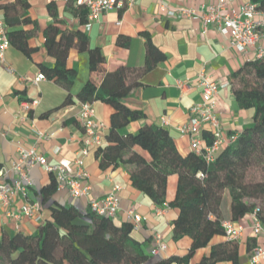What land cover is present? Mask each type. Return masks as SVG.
Here are the masks:
<instances>
[{
	"label": "crops",
	"instance_id": "1",
	"mask_svg": "<svg viewBox=\"0 0 264 264\" xmlns=\"http://www.w3.org/2000/svg\"><path fill=\"white\" fill-rule=\"evenodd\" d=\"M26 1L29 5L26 15L31 22L19 28L35 29L27 41L29 55L25 56L9 46L4 53V61H0V168L6 170L2 180L11 182L15 177L12 164L17 161L19 151L33 149L35 153L45 157L48 164L63 167L69 175L75 173L74 160L80 159L88 174L81 185L88 186L89 191L87 197L73 199L65 190L56 189L42 203L41 219L38 222L24 216L18 221L9 219L5 214L7 210L0 208V240L17 233L35 236L39 225L49 219L50 208L74 206L84 210L88 207L89 199L105 197L118 187V211L110 221L116 227L126 223L129 209L141 216L137 239L142 242L141 250L147 257L142 264H156L170 258L168 264H198L209 254L211 246L224 241V238L215 237L207 246L197 248L188 258L179 260L187 256L191 240L186 236L173 238L172 221L177 212L170 208L158 211L147 196L131 185L129 175L132 166L100 167L96 151L106 143L105 136L112 112L111 107L101 101L93 102L92 106L96 119L104 125L100 131L102 144L89 145L87 154L83 155L86 136L78 119L77 94L88 81L99 86L107 72L120 66L141 69L145 61L147 35L165 58L137 77L139 84L130 91L124 102L138 112L141 118L119 132L126 135L135 133L144 125L162 126L161 119H164L167 125L162 127L168 131L178 152L186 155L190 152L189 137L182 135L178 127L187 122L190 107L200 100V91L193 82L200 71H204L216 83H228L215 96V114L223 133H239L251 124L252 110L238 107L231 92L229 78L245 61L253 58L252 54L235 51L228 38L221 36L210 25L203 27L199 20L166 17L159 8L160 3H163L171 8L199 9L213 4L214 0H135L129 9L101 14L89 30L78 24L73 0ZM246 1L228 0L222 14L237 12L239 6ZM49 4L54 5L53 15L47 10ZM48 25H56L61 30H82L87 36L89 48L98 49L104 58L99 70L91 72L88 52L72 47L66 58V66L75 71L69 88L48 78L33 84L31 81L41 72L40 67L51 68L54 63L43 44L42 33ZM6 66L13 70V74L5 70ZM20 77L26 80H21ZM24 101L38 103L25 110L21 108ZM30 179L32 187L29 199L40 202V192L50 184L52 176L42 166L36 165L31 169ZM175 187L176 176H169L166 202L172 200ZM24 202V198L16 196L8 209L18 211ZM229 206L230 197L225 190L221 203L225 220L230 219ZM233 222L245 228L238 243V264H250V251L261 240L254 237L249 229V215ZM154 233L161 235L165 245V249L157 256L150 255ZM216 264L231 263L220 261ZM259 264H264V257L259 259Z\"/></svg>",
	"mask_w": 264,
	"mask_h": 264
},
{
	"label": "trees",
	"instance_id": "2",
	"mask_svg": "<svg viewBox=\"0 0 264 264\" xmlns=\"http://www.w3.org/2000/svg\"><path fill=\"white\" fill-rule=\"evenodd\" d=\"M249 1L264 12V0ZM28 6L26 0H0L9 46L25 56L29 55L27 41L35 31L19 28L31 22L26 15ZM73 6L78 24L83 27L87 21L86 10L76 5L75 0ZM47 10L53 15L54 5L49 4ZM42 35L46 53L54 63L51 68L41 66L40 73L64 88H69L75 77V71L66 66L70 48L88 52L91 72L99 70L104 62L98 49L89 48L87 36L80 29L69 31L48 25ZM145 37V61L141 69L120 66L107 72L99 86L88 81L77 94L80 102L101 101L112 110L106 143L96 151L100 167L132 166L131 185L157 208L166 204L177 212L172 221L173 238L186 236L191 240L187 256L179 260L207 246L213 238L221 237L224 241L211 246L209 254L198 264L220 261L238 264L239 242L224 237L221 203L227 190L229 220L237 221L255 213L264 223V178L250 177L258 167L264 170V59H249L230 76L229 85L236 104L240 109L252 110L251 124L233 133L236 141L225 145L213 162L206 164L202 156L191 150L186 155L180 154L162 126L144 125L126 135L119 132L141 118L124 102L139 84L137 77L165 58L149 37ZM203 138L207 145L211 143L210 130H204ZM172 175L176 176L175 192L172 200L166 202L167 179ZM56 189L52 176L50 184L40 192V206ZM137 236L130 222L116 227L110 219L93 213L89 207L84 210L74 206L50 208L49 219L39 225L35 236L17 233L0 240V264H142L147 257ZM170 261L171 258L156 264Z\"/></svg>",
	"mask_w": 264,
	"mask_h": 264
},
{
	"label": "built area",
	"instance_id": "3",
	"mask_svg": "<svg viewBox=\"0 0 264 264\" xmlns=\"http://www.w3.org/2000/svg\"><path fill=\"white\" fill-rule=\"evenodd\" d=\"M228 0H214L213 4L202 6L199 9L195 8H171L163 3H160V11L166 17L185 18L188 20H199L203 27L208 25L223 37H227L231 47L239 53L250 52L253 58L264 59V12L257 9L249 0L239 6L237 12L231 15H224L225 5ZM76 5L81 6L86 10V23L83 28L89 30L94 21L101 14L121 9L131 8L135 0H75ZM6 28L2 19H0V61L3 62L5 51L9 48V41L6 34ZM5 70L13 74V70L6 66ZM21 80H26L20 77ZM45 80L42 73H38L31 81L33 84ZM194 85L200 91V100L194 103L188 114V120L184 125L178 127V131L182 135L189 137V147L196 155L202 156L206 164L213 162L216 153L225 145L233 144L237 136L234 134L225 135L222 131L219 119L215 114L216 94L219 90L228 86V83H216L210 79L204 71H200L195 79ZM38 101L22 102V109H29ZM79 113L78 119L85 133L83 155L87 154L89 145H101L102 139L100 131L104 125L95 117L94 109L91 102H78ZM161 125H167L164 119H161ZM205 129L210 130L211 143L206 144L203 138ZM36 165L42 166L49 172L55 181L58 190H65L67 194L73 198L87 197L89 187L82 186L81 182L88 177V174L83 169V164L80 159L74 160L75 173L69 175L63 167L59 165L48 164L46 158L35 153L33 149L19 151L18 159L12 164V170L15 172V177L11 182L3 181L6 170L0 168V208L6 209V216L9 219L18 221L24 216L40 221V202L36 199H29L30 189L32 187L30 172ZM202 177L201 174L198 175ZM118 187L105 197L98 199H89L88 207L91 211L99 216L113 219L118 211ZM20 196L25 199V202L19 207L18 211L8 209L12 200ZM165 204L158 211L167 209ZM251 224L249 229L254 237L260 238L261 243L255 246L250 251L249 263L259 264V259L264 257V223L255 217V213L249 215ZM127 222L132 225V230L137 232L141 227V216L131 209L126 213ZM224 237L230 241L239 242L243 237L245 228L242 225H235L231 220L221 222ZM165 249L162 237L159 233H154L152 236V246L150 249L151 256H157Z\"/></svg>",
	"mask_w": 264,
	"mask_h": 264
},
{
	"label": "rangeland",
	"instance_id": "4",
	"mask_svg": "<svg viewBox=\"0 0 264 264\" xmlns=\"http://www.w3.org/2000/svg\"><path fill=\"white\" fill-rule=\"evenodd\" d=\"M250 175V177L253 179H262L264 178V170L262 167H258L257 169L253 170Z\"/></svg>",
	"mask_w": 264,
	"mask_h": 264
}]
</instances>
